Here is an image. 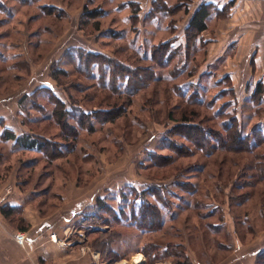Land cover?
Listing matches in <instances>:
<instances>
[{"label": "rangeland", "instance_id": "1", "mask_svg": "<svg viewBox=\"0 0 264 264\" xmlns=\"http://www.w3.org/2000/svg\"><path fill=\"white\" fill-rule=\"evenodd\" d=\"M194 1H0L10 11L0 13V47L20 54L0 65V81L6 78L9 96L43 84L26 118L37 136L51 140L52 161L41 155L42 190L49 178L57 179L59 192L65 180H73L75 195L86 197L132 183L138 190L169 184L162 192L176 215L162 229L139 233L101 220L89 224L121 231L128 244L141 246L135 257L144 262L147 252H163L173 264L169 254L186 251L202 264H264V143L256 145L264 135V97L255 91L258 82L264 87V39L215 36L213 9L207 30L193 36L188 25ZM86 10L99 16L89 19ZM72 47L94 54L82 57ZM91 61L108 72L107 79L130 75V87L139 90L119 95L101 89ZM46 85L68 106L119 117L104 124L86 116L96 127L89 131L75 112L64 128L51 115L54 99ZM31 116L40 119L34 123ZM162 139L170 148L159 147ZM58 144L67 150L60 153ZM155 149L153 162L147 152ZM107 202L118 207V200ZM145 212L144 225L158 221L151 208ZM145 244H157V250L143 251Z\"/></svg>", "mask_w": 264, "mask_h": 264}, {"label": "crops", "instance_id": "2", "mask_svg": "<svg viewBox=\"0 0 264 264\" xmlns=\"http://www.w3.org/2000/svg\"><path fill=\"white\" fill-rule=\"evenodd\" d=\"M202 2L213 4L215 36H261L264 39V0H196L195 7ZM230 2L229 16L225 19L218 17ZM8 9H4L1 3L0 13L7 15L10 13ZM18 55L13 50L5 51L1 45L0 65ZM5 79L3 77L0 81V193L7 188H11V193L0 206V264L131 263L140 246L118 244L116 249L120 255L115 259L107 257L95 240L111 231L102 225H89L91 221L98 220L99 212L94 208L97 200L107 195L105 191L100 193L101 190H97L90 197L77 196L74 191L76 184L73 180L69 183L65 180L59 192L54 188L58 186L57 179L52 178L47 179L48 188L42 190L43 161L40 153L21 150L14 140L3 137L6 128L17 136L36 134L26 122L28 113L36 109V98L32 99V105H27L28 112L21 101L24 95H33L43 87L41 82L31 90L21 88L14 92L18 94L9 96L8 90L3 88ZM47 86L55 91L53 85ZM20 91L23 93L19 95ZM28 100L22 103L26 104ZM36 117L29 119L35 123ZM19 238H23V242H19ZM191 261L192 264H202L197 259ZM133 262L145 264L146 259L143 262L142 257L137 256ZM161 263L172 264L170 261Z\"/></svg>", "mask_w": 264, "mask_h": 264}, {"label": "trees", "instance_id": "3", "mask_svg": "<svg viewBox=\"0 0 264 264\" xmlns=\"http://www.w3.org/2000/svg\"><path fill=\"white\" fill-rule=\"evenodd\" d=\"M28 1L29 2L30 1L36 2L37 0H28ZM133 4H135V3L130 2V5H133ZM0 5H1V3H0ZM230 5H231V2L229 4H227V6L225 5V7L219 13H221V12H227L228 13L229 12L228 6H230ZM211 9H213V4H210L207 2H202L196 8L195 12L193 13V15L191 17L190 23L188 25V30L190 32H192L193 36L200 35L201 33H203L204 31L207 30V19L211 14ZM136 10H138V9H136ZM84 16L88 17L89 19L95 18V17L99 16V12L97 10H92V11L86 10L84 12ZM72 48H75V47H72ZM72 48H70V49H72ZM75 49H77L81 52L82 57H88V55L91 56L92 54H94L92 52L86 51L83 48H75ZM95 63H96L95 61H91L90 62L91 66L89 65L90 68H94L96 66ZM99 67L100 66H96L95 68H97V72L92 71L91 74L94 77L93 79H96L98 81V86L101 89L102 88L106 89L108 87V89H110L111 91H113L119 95L135 94L139 90V87L135 88V89L130 87V83H129V81H131L130 75L126 76V78L123 80H120V78H118L117 76H112V77L107 79L108 72H106V71L104 73L99 72L100 71ZM54 77L55 78L58 77L57 73H55ZM186 85L187 84H179L178 87L183 88ZM191 87H192V84L189 83L188 86L186 87V90L191 89ZM44 88L50 93V96L52 95V97L54 99V107L52 109L51 115L53 117H56L58 123L60 125H62V127H64V128L68 127V124L65 122V118L68 117L69 115L75 114V112H78L77 123L82 128H85L84 126H86L88 124V128H87V126H86V128L89 131H94V129H96V127L94 124H91L89 119H86L87 118L86 116H89L90 119H92V117L94 116L97 119L98 123H104V124L114 122L119 117V116L115 115L116 117L113 116V117L100 118L99 114H110L111 112H109V110L108 111L101 110L102 112L101 111H89L83 105H79V104H76L74 106H68L65 101L61 100L53 92V88H51V87H48V88L44 87ZM255 91L259 95L260 99L262 100L264 97L263 82L257 83ZM35 93H37V92H35ZM35 93L33 95H35ZM33 95H24V97L22 98V101L29 99L28 102H26V104L22 103V101H21V105L24 109H26V108L28 109L27 105H29V104L32 105ZM190 97H191V95H190ZM190 97H188V98H190ZM43 117L46 118V116H43ZM182 118L185 121L188 120L186 116H183ZM39 119H40V116L37 118L36 121H39ZM260 131L257 130L256 133L261 135L262 131L261 132ZM205 135H206V132H205ZM3 137L8 139V140H14L15 144L21 150L36 151V152L40 153V155L46 157V159H48L50 162L52 161V157L50 158V155L48 154L49 152H47L48 144H50V142H51V140H49V139L42 140L36 134H23V135L17 136L15 133L11 132L8 128L4 129ZM189 137L192 138L191 136H189ZM241 138H244V136L241 135ZM250 138H251V136H250ZM253 139H255V138H253ZM261 143H264L263 133L260 136L259 143L256 142V145L258 146ZM250 145H251V148H253L252 144H250ZM52 146H54V145H52ZM67 146H68L67 144L59 145L58 151L60 153L66 151L68 148ZM159 147L170 148V143L168 146L165 142V139H162L160 144H159ZM159 147L157 149H159ZM147 155L149 156L148 157L149 160H152L153 162H155L154 159L157 157V150L155 149V150L148 151ZM259 163H261V162H259ZM260 170L263 171L264 166H261ZM132 184L124 185V187H121L118 190L108 191V194L104 198H99L97 200L94 209H96L99 212V215L96 216L98 220L101 219V221H103L108 226L112 225V224H116L118 226L119 225L125 226L126 228L132 227V228L137 229L139 231V233L140 232L144 233V232H151V231L153 232V231H157L159 229H162L164 227L166 221H167L166 219L175 217V215H176L175 211H172V209L170 208V205L167 203L166 198L163 194L164 192H162L164 189H168L167 186L169 184L167 186H164L165 184L163 186H161L158 184L151 183L144 190H138L137 187H135L136 185L134 186ZM175 185L179 186L177 183ZM109 199L118 200V207H115L112 204H109L107 202V201H109ZM103 203H107L109 205L107 207L110 208L111 210L105 209L106 204H103ZM148 208H151L152 214L155 213L157 216H159L158 221L153 222V224L149 222L150 223V224H148L149 226L144 225V223H145L144 218H146V215H147L145 211ZM112 213H114V214H112ZM215 226H217V224H215ZM95 241L100 243L99 246L102 247L103 253L107 257H114V259L120 255L118 252L119 250L116 249V248H119L118 244L119 245H121V244L128 245V242H126L127 240L125 238H123L121 231L120 232L118 231L115 233L111 232L110 234H108L104 237H100V238L96 239ZM129 245H131V244H129ZM157 247H158L157 244H150V245L145 244V246L142 247V250L144 251L145 249L148 248V250L151 249L153 251V250H157ZM139 248H141V246ZM165 251L166 252L169 251V245L168 244L165 247ZM163 255H164L163 252L152 253V254H150V252H147V259H146L145 264H156L159 261L162 262V261L166 260L165 258H162ZM169 255H174V257H175L174 260H172L173 264H192V261L190 260L189 255H187L186 251L174 252L173 254H169Z\"/></svg>", "mask_w": 264, "mask_h": 264}, {"label": "built area", "instance_id": "4", "mask_svg": "<svg viewBox=\"0 0 264 264\" xmlns=\"http://www.w3.org/2000/svg\"><path fill=\"white\" fill-rule=\"evenodd\" d=\"M10 193H11V188H7L3 193H0V206L6 201ZM54 236L55 235H53V237ZM19 242H23V238H19Z\"/></svg>", "mask_w": 264, "mask_h": 264}, {"label": "bare ground", "instance_id": "5", "mask_svg": "<svg viewBox=\"0 0 264 264\" xmlns=\"http://www.w3.org/2000/svg\"><path fill=\"white\" fill-rule=\"evenodd\" d=\"M139 264H142V263L139 262Z\"/></svg>", "mask_w": 264, "mask_h": 264}]
</instances>
